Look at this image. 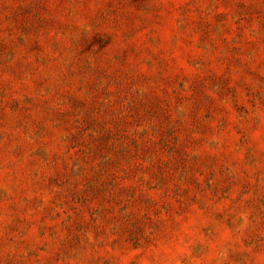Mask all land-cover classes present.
I'll return each mask as SVG.
<instances>
[{
  "label": "rangeland",
  "instance_id": "rangeland-1",
  "mask_svg": "<svg viewBox=\"0 0 264 264\" xmlns=\"http://www.w3.org/2000/svg\"><path fill=\"white\" fill-rule=\"evenodd\" d=\"M0 264H264V0H0Z\"/></svg>",
  "mask_w": 264,
  "mask_h": 264
}]
</instances>
